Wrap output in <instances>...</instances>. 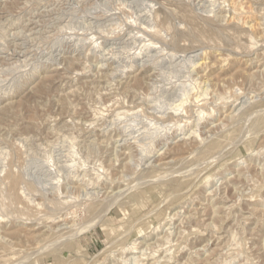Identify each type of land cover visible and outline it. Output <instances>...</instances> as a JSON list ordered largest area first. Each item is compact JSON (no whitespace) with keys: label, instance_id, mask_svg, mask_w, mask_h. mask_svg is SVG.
<instances>
[{"label":"rangeland","instance_id":"1","mask_svg":"<svg viewBox=\"0 0 264 264\" xmlns=\"http://www.w3.org/2000/svg\"><path fill=\"white\" fill-rule=\"evenodd\" d=\"M0 264H264V0H0Z\"/></svg>","mask_w":264,"mask_h":264},{"label":"bare ground","instance_id":"2","mask_svg":"<svg viewBox=\"0 0 264 264\" xmlns=\"http://www.w3.org/2000/svg\"><path fill=\"white\" fill-rule=\"evenodd\" d=\"M236 10V9H235ZM203 65V64H202ZM198 81V80H197ZM209 85V84H208ZM193 88V87H192ZM191 90V89H190ZM189 91V90H188ZM201 94V93H200ZM204 95V94H203ZM183 99V98H182ZM192 100V99H191ZM180 101V100H179ZM193 102V101H192ZM182 105V102L180 103ZM184 104V102H183ZM178 105V104H177ZM175 110V109H174ZM153 124V123H152ZM196 126V125H195ZM127 131V130H126ZM203 133V132H202ZM190 135V134H189ZM77 178V177H76ZM95 184V183H94Z\"/></svg>","mask_w":264,"mask_h":264}]
</instances>
